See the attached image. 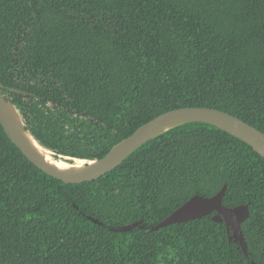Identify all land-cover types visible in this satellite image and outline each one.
Segmentation results:
<instances>
[{"label": "trees", "instance_id": "trees-1", "mask_svg": "<svg viewBox=\"0 0 264 264\" xmlns=\"http://www.w3.org/2000/svg\"><path fill=\"white\" fill-rule=\"evenodd\" d=\"M0 83L32 93L10 92L57 156L101 158L181 107L264 132V0H0ZM224 184L226 206L251 202L249 255L211 215L151 230ZM139 220L145 228L110 229ZM253 261L264 264V157L244 141L188 123L72 184L33 164L0 122V264Z\"/></svg>", "mask_w": 264, "mask_h": 264}, {"label": "water", "instance_id": "water-1", "mask_svg": "<svg viewBox=\"0 0 264 264\" xmlns=\"http://www.w3.org/2000/svg\"><path fill=\"white\" fill-rule=\"evenodd\" d=\"M4 85L0 83V122L14 144L26 157L46 174L65 183L79 184L93 181L120 166L130 155L150 140L170 129L188 123H206L215 126L250 145L258 154L264 157V132L247 123L241 118L223 110L210 107H181L156 116L154 119L140 126L133 134L115 144L112 149L101 158L79 159L59 155L47 149L27 128L26 117L21 109L12 101L9 95L2 91ZM12 92L22 95L31 93L8 88ZM78 160L79 163L73 161ZM65 162V165L59 164ZM81 163V164H80ZM227 184L212 196L195 194L182 206L164 218L151 230H158L173 223H183L212 215L215 222H223L227 227L230 241L238 243L243 252L249 255L248 244L244 236L242 224L250 215L251 202L236 206H226L223 199L226 195ZM91 221L102 222L84 213ZM145 228L142 220L126 225L112 226V231H130L133 228ZM252 264H255L253 261Z\"/></svg>", "mask_w": 264, "mask_h": 264}, {"label": "flooded vegetation", "instance_id": "flooded-vegetation-1", "mask_svg": "<svg viewBox=\"0 0 264 264\" xmlns=\"http://www.w3.org/2000/svg\"><path fill=\"white\" fill-rule=\"evenodd\" d=\"M4 88H5V85H4ZM4 88L2 89L3 93H4L5 95H9L10 98L12 99V101H13V97H12V95H11V93H10V92H12V91L8 90L9 87H7V89H6V88L4 89ZM10 88H14V87H10ZM16 89H17V88H16ZM15 93H16V92H15ZM29 93H30V92H29ZM31 94H32V93H31ZM31 94H30V95H31ZM27 96H28V95H27ZM213 214H214V213H213ZM213 214H212V215H213ZM212 215H211V216H212ZM242 227H243V224H242ZM232 232H233V231L231 230V233H229V235L232 234ZM236 244H237L238 247L241 248V246H240L238 243H236Z\"/></svg>", "mask_w": 264, "mask_h": 264}, {"label": "rangeland", "instance_id": "rangeland-1", "mask_svg": "<svg viewBox=\"0 0 264 264\" xmlns=\"http://www.w3.org/2000/svg\"><path fill=\"white\" fill-rule=\"evenodd\" d=\"M69 160H73V159H72V158H70ZM76 161H77V163H79V161H78V160H76ZM73 162H74V163H76V162H75V160H74Z\"/></svg>", "mask_w": 264, "mask_h": 264}, {"label": "bare ground", "instance_id": "bare-ground-1", "mask_svg": "<svg viewBox=\"0 0 264 264\" xmlns=\"http://www.w3.org/2000/svg\"><path fill=\"white\" fill-rule=\"evenodd\" d=\"M76 162V161H75ZM59 164L65 165V162H60ZM81 164V163H80Z\"/></svg>", "mask_w": 264, "mask_h": 264}]
</instances>
